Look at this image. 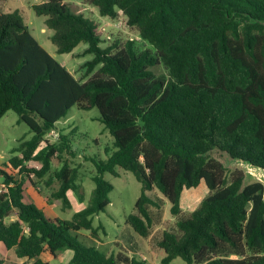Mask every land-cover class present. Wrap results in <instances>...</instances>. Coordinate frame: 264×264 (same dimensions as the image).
<instances>
[{
  "label": "trees",
  "instance_id": "trees-1",
  "mask_svg": "<svg viewBox=\"0 0 264 264\" xmlns=\"http://www.w3.org/2000/svg\"><path fill=\"white\" fill-rule=\"evenodd\" d=\"M86 1L101 16L121 13L153 49L138 50L132 40L101 46L97 22L67 0L32 4L45 16L57 53L87 45L83 53L92 58L79 79L38 42L19 10L0 7V118L12 110L33 132L0 165V242L18 257L35 258L33 264H49L39 258L45 248L54 257L72 249L69 264H149L73 233L87 230L97 238L104 229L93 225V216L110 203L113 185L104 174L117 176L120 167L141 183L135 212L125 217L139 236L150 234L149 207H158L148 191L157 189L176 217V229H164L157 241L161 264L177 257L186 264H264V184L244 183L242 169L228 172L209 155L218 149L264 168V0ZM158 64L168 78L153 72ZM72 106L96 107L113 147L105 159L88 158L95 168L88 204L60 219L25 201L24 184L48 175L46 186L60 182L48 199L70 206L68 191L79 188L76 169L50 168L57 153L70 150L71 135L59 134L53 143L44 136ZM200 181L209 193L182 214L183 190ZM13 212L17 218L6 222Z\"/></svg>",
  "mask_w": 264,
  "mask_h": 264
},
{
  "label": "rangeland",
  "instance_id": "rangeland-1",
  "mask_svg": "<svg viewBox=\"0 0 264 264\" xmlns=\"http://www.w3.org/2000/svg\"><path fill=\"white\" fill-rule=\"evenodd\" d=\"M43 0H7L0 2L3 10L12 11L19 10L23 22L29 27L32 35L38 42L58 61H60L75 77L83 79L85 77V62L92 58L91 54H84L86 48L85 43H79L70 53H57L55 45L51 42L50 36L52 30L45 23V16L36 15L31 5L40 3ZM71 3V7L75 11L82 12L97 22L98 30L101 31V46H107L114 41L124 42L132 40L138 50L147 48L153 49L152 45L143 40L138 31L134 27H130L125 22V17L120 13L115 19L101 16L96 6L89 4L86 0H67ZM99 67L97 65L94 70ZM156 75L168 78V70L163 64L152 67ZM69 133L71 136L70 150L57 153L51 162L50 171L58 169L63 163H67L70 167H74L77 171V190L68 191L70 206L62 208L61 201L52 208V212L45 213L51 217H59L60 219H70L73 213L84 208L91 197L94 182L92 176L95 174L94 165L88 159L91 156L98 159L107 157L105 149H112L113 137L109 133L105 125L99 120V112L96 107L90 109H80L72 106L67 114L61 118L57 124V128L48 132L44 139L53 143L56 142L59 134ZM33 132L28 126L18 121V115L12 111H7L0 118V165L7 163L8 159L16 154L13 148L19 145L21 141L28 140L32 137ZM45 144L42 141L39 149ZM209 155L220 160L227 171L233 169H242L245 173L244 183L255 180V176L248 175L247 166L238 159L231 158L227 153L218 149H213ZM31 166L34 164L41 166V162L28 161ZM118 175L114 176L105 173L104 177L113 185V189L109 192L110 203L103 211L93 216V225H103L104 229H99L97 238L91 236L87 230H79L73 232L85 244L95 245L105 252H115L117 250H125L132 256L146 259L149 264H161L160 260L164 255V251L158 247L157 241L161 238L164 229H176V217L170 211L169 202L162 194L154 189L148 191L147 194L158 204L150 206L152 224L150 234L147 237L139 236L133 228L125 223V217L129 213L135 212L134 203L141 192V183L135 178L132 172L123 168H117ZM47 179L48 175H45ZM1 178V177H0ZM39 183V182H38ZM59 181L53 179L49 186L40 183V192L43 201L37 200L40 204L44 203L46 188L50 191L57 189ZM36 189V185H33ZM46 187V188H45ZM209 193V189L204 181H200L198 186L186 188L180 197V207L182 214H188L194 210L203 197ZM82 196V197H81ZM36 203V202H35ZM37 204V203H36ZM46 209V208H45ZM8 220V219H7ZM100 240V241H99ZM117 241V244L113 242ZM104 242V243H100ZM107 247V248H106ZM6 250V249H4ZM3 250V251H4ZM72 249H64L59 252L57 257H49L50 264H69L73 256ZM2 252L0 250V258H4L3 264L10 263L12 254ZM44 257L47 254L43 255ZM8 261V263H7ZM2 263V262H1ZM0 263V264H1ZM11 264V263H10ZM170 264H186L181 258L173 259Z\"/></svg>",
  "mask_w": 264,
  "mask_h": 264
},
{
  "label": "crops",
  "instance_id": "crops-1",
  "mask_svg": "<svg viewBox=\"0 0 264 264\" xmlns=\"http://www.w3.org/2000/svg\"><path fill=\"white\" fill-rule=\"evenodd\" d=\"M75 76V75H74ZM59 122V121H58ZM28 165H31V164H29V163H27ZM34 166H36V167H38V165H36V164H34ZM1 177V176H0ZM45 178V177H44ZM44 178H36V177H33V179H34V181H35V184H32L30 181H28V180H26L25 181V184H24V200L25 201H28V202H33V203H35L40 209H42L43 210V212L45 213V210H46V212H52V208L57 204V202L59 201V200H57V199H54V200H49L48 199V195H49V193H50V190L48 189V188H46V193H45V199H44V203L42 202V204H40L37 200H41V199H43V197H42V195H41V190H40V187L37 185V184H39L40 185V183H42V184H45L44 182H43V179ZM1 178H0V182H1ZM39 182V183H38ZM37 183V184H36ZM33 185H36V189H35V187L33 186ZM41 201H43V200H41ZM61 206H62V204H61ZM46 208V209H45ZM62 208H64L63 206H62ZM46 214V213H45ZM17 217H16V213L15 212H13L9 217H7L6 219H5V221L6 222H10V221H13V220H15ZM8 219V220H7ZM100 241V240H99ZM100 243H104V242H100ZM114 244H117V241H114L113 242ZM99 248V247H98ZM107 248V247H106ZM4 249H6V250H4ZM0 250L2 251V252H7V257L6 258H8L9 257V255L8 254H12V259H10L9 261H10V263L11 264H33V262L35 261V258L33 259H26V258H24V257H18L17 255H16V253H15V248L14 247H12V248H6L5 246H4V244L2 243V242H0ZM4 250V251H3ZM109 253V252H108ZM129 253V252H128ZM44 254H47V256L46 257H44L43 255ZM59 254V253H58ZM130 254V253H129ZM131 255V254H130ZM52 255L50 254V252L45 248V250L44 251H42V253L40 254V256H39V258L42 260V261H46V262H48V258L49 257H51ZM58 256V255H57ZM52 257H54V256H52ZM5 261V259L4 258H0V263L1 264H3V262ZM7 263H8V261H7ZM10 263H8V264H10ZM49 263V262H48ZM50 264V263H49Z\"/></svg>",
  "mask_w": 264,
  "mask_h": 264
},
{
  "label": "water",
  "instance_id": "water-1",
  "mask_svg": "<svg viewBox=\"0 0 264 264\" xmlns=\"http://www.w3.org/2000/svg\"><path fill=\"white\" fill-rule=\"evenodd\" d=\"M238 160H240L241 162H243L247 166L246 168L248 171L247 172L248 175L255 176L256 181H260L264 184V168L263 167L253 165L250 162L244 161L241 159H238Z\"/></svg>",
  "mask_w": 264,
  "mask_h": 264
}]
</instances>
